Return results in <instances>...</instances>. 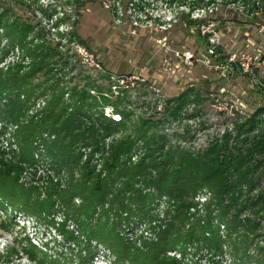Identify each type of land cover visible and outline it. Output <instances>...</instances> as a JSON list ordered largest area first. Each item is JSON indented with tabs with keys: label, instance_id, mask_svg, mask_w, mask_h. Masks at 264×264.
I'll return each mask as SVG.
<instances>
[{
	"label": "trees",
	"instance_id": "16d2710c",
	"mask_svg": "<svg viewBox=\"0 0 264 264\" xmlns=\"http://www.w3.org/2000/svg\"><path fill=\"white\" fill-rule=\"evenodd\" d=\"M85 1L75 0V7L85 6ZM241 2L247 15L264 21V0ZM35 3L0 0V39L6 37L11 49L17 47L29 59L27 69L13 66L5 73L0 69V91L7 90L11 105H18L10 120L21 117L35 93L49 96L41 115L30 117L13 132L7 144L12 149L0 147V198L28 214L38 189L26 184V175L45 180L42 200L54 199L53 205L57 203L76 224L79 235L106 245L118 264H161V259L169 258L167 250L181 245L184 254L186 245L194 242L213 254L227 246L233 264H264V106L236 120L232 129L203 150L167 146L166 134L157 131L161 120L155 119L141 118L134 135L116 138L127 128L129 111L111 99V87L98 85L88 75L82 78L83 87L71 85L73 67L64 71L69 62L67 50H62L66 45L47 37L63 35L52 29L70 20V15L52 20L55 9L42 4L36 6L41 17L34 10L29 15ZM77 22L72 21L73 27ZM68 35L70 40L77 38L75 31ZM173 100L184 104L182 95ZM107 107L112 108L110 115L104 114ZM117 114L118 120H113ZM85 149L89 152L82 161ZM138 149L142 153L133 160ZM39 166L46 170L45 176H37ZM62 170L69 175L65 183L59 179ZM202 191L209 199L203 215H198V210H190L196 208L194 199ZM163 197L165 218L152 226V205ZM75 198H80L79 205H74ZM139 220L157 231L156 240L140 237L138 247L137 240L114 237L117 222L129 227Z\"/></svg>",
	"mask_w": 264,
	"mask_h": 264
},
{
	"label": "rangeland",
	"instance_id": "374dc122",
	"mask_svg": "<svg viewBox=\"0 0 264 264\" xmlns=\"http://www.w3.org/2000/svg\"><path fill=\"white\" fill-rule=\"evenodd\" d=\"M34 1L37 3L29 9V15L38 4L55 9L52 20L70 15V20L52 29L63 35L47 37L66 45L62 50H67L69 62L64 71L73 67L71 85L83 87L82 78L88 75L98 85L111 87V99H117L119 108L129 111L127 128L116 138L134 135L141 118L155 119L161 120L157 131L166 134L167 146L203 150L226 129H232L236 120H244L264 106V21L247 15L243 0H82L86 5L79 8L75 0L30 3ZM35 15L41 17L39 11ZM74 20L78 22L73 27ZM70 31H75L77 38L70 40ZM28 64L29 59L23 58L17 47L11 49L6 37L0 39L2 72L13 66L27 69ZM8 93L0 91V147L6 151L12 149L7 144L18 125L32 116L39 117L49 98L35 93L21 117L12 121L18 105H11ZM181 95L184 104L179 105L173 99ZM104 111L105 115L113 112L111 107ZM118 118L119 114L112 119ZM88 152L85 149L82 161ZM141 153L138 149L132 159ZM38 168L37 176H45L46 170ZM26 176V184L38 189L28 214L0 198V264H118L106 245L79 235L76 224L65 217L57 203L53 205L54 199L46 203L42 200L45 180ZM68 176L62 170L59 179L65 183ZM75 177L79 178L78 172ZM206 199L209 194L202 191L194 199L196 208L190 211L198 210V215H203ZM80 202V198L73 200L74 205ZM152 206L153 226L165 218L166 198ZM117 227L115 238L137 240L138 247L142 244L140 237L156 240L157 231L145 221L130 223L129 227L120 221ZM71 235L80 238L72 241ZM88 246L90 251L86 250ZM180 247L167 250L169 258L161 259V264H173L171 258L184 264H213L215 260L234 263L227 246L217 254L195 242L186 245L184 254Z\"/></svg>",
	"mask_w": 264,
	"mask_h": 264
}]
</instances>
